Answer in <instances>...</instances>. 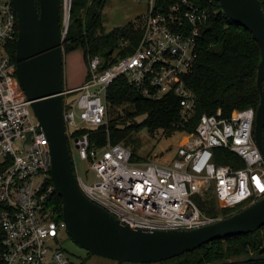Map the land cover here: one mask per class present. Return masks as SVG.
<instances>
[{"label":"built area","instance_id":"built-area-1","mask_svg":"<svg viewBox=\"0 0 264 264\" xmlns=\"http://www.w3.org/2000/svg\"><path fill=\"white\" fill-rule=\"evenodd\" d=\"M133 1L146 7L132 21L141 33L134 52L103 69L100 58L93 57L83 83L65 88L62 95L63 116L71 120L66 124L68 151L81 192L120 224L149 231L191 230L216 221L204 216L194 201L207 192L221 208L247 207L264 198V157L253 137L252 108L230 118L220 110L201 115L193 132H180L182 139L168 164L134 161L131 148L108 140L103 148H91L88 132L72 137L75 130L107 124V89L119 78L147 100L175 96L179 126L195 109L196 96L185 78L197 58L207 11L192 0ZM70 5L71 0H62L65 16ZM17 35L14 6L0 0V264H73L60 244L65 225L50 221L46 208L54 189L47 185L48 140L36 132L37 119L15 76L9 45ZM215 150L233 154L242 166L217 165L215 158L223 154ZM79 161L88 164L93 182L82 180Z\"/></svg>","mask_w":264,"mask_h":264},{"label":"trees","instance_id":"trees-1","mask_svg":"<svg viewBox=\"0 0 264 264\" xmlns=\"http://www.w3.org/2000/svg\"><path fill=\"white\" fill-rule=\"evenodd\" d=\"M192 1L206 10L209 17L200 28L197 58L185 78L186 85L196 96L195 109L188 121L179 126L180 107L175 96L147 100L119 78L107 89V124L96 130H75L73 138L88 132L91 148H103L108 140L111 144L131 148L134 161H148L152 157L138 153L140 146L134 137L143 129L153 138L159 135L169 138L176 133L193 132L203 114L212 115L220 110L222 117L230 118L246 108L256 112L260 100L256 87V69L260 60L256 41L225 16L217 0ZM34 2L38 8V0ZM259 2L264 9V1ZM105 3L106 0H71L63 53L67 55L80 50L86 72L88 61L93 57L100 58V69H103L132 54L141 37L140 30L134 29L132 22L106 32L102 18ZM59 16L62 25V0ZM15 51L16 42H13L9 45L12 60H15ZM262 88L264 90V80ZM262 137L264 143V127ZM215 152L223 154L221 158H215L217 165L242 166L233 154ZM47 185H53L50 179ZM194 201L200 212L212 219L231 216L244 207L221 208L212 192L197 195ZM46 208L50 212V221L62 220V202L54 189ZM2 237L0 229V242ZM160 264H264V226L254 233L210 241Z\"/></svg>","mask_w":264,"mask_h":264},{"label":"water","instance_id":"water-1","mask_svg":"<svg viewBox=\"0 0 264 264\" xmlns=\"http://www.w3.org/2000/svg\"><path fill=\"white\" fill-rule=\"evenodd\" d=\"M17 15L15 76L30 101L38 126L48 140L50 180L62 202V221L69 239L87 254L118 264H155L178 257L217 239L254 233L264 226V198L231 216L191 230L130 229L88 200L73 173L63 116L64 28L60 0H10ZM225 16L247 31L259 47L256 87L260 100L253 137L264 157V9L259 0H217ZM67 26V25H66ZM30 133L27 134L29 140Z\"/></svg>","mask_w":264,"mask_h":264},{"label":"rangeland","instance_id":"rangeland-1","mask_svg":"<svg viewBox=\"0 0 264 264\" xmlns=\"http://www.w3.org/2000/svg\"><path fill=\"white\" fill-rule=\"evenodd\" d=\"M145 12L146 7L144 3H138L133 0H106L102 10L104 29L106 32H109L114 28L122 27L134 21L137 17L142 16ZM85 75L86 67L80 50L64 55V87L68 89L79 87L84 81ZM76 95L78 93L70 95L69 99L75 98ZM78 124V120L76 119V126ZM134 137L136 139L135 143H138L140 146L138 150L140 155L149 154L152 157V161L168 164L174 159L177 146L182 139V134L176 133L169 138H165L162 135L153 138L143 129ZM77 169L85 183L94 181V173L90 170L87 163L79 161ZM60 244L73 264H118L106 258L88 256L83 249L79 248L69 239L66 232L62 235Z\"/></svg>","mask_w":264,"mask_h":264},{"label":"crops","instance_id":"crops-1","mask_svg":"<svg viewBox=\"0 0 264 264\" xmlns=\"http://www.w3.org/2000/svg\"><path fill=\"white\" fill-rule=\"evenodd\" d=\"M82 83H83V82H82ZM64 88L68 89L67 87H64Z\"/></svg>","mask_w":264,"mask_h":264},{"label":"bare ground","instance_id":"bare-ground-1","mask_svg":"<svg viewBox=\"0 0 264 264\" xmlns=\"http://www.w3.org/2000/svg\"><path fill=\"white\" fill-rule=\"evenodd\" d=\"M65 18L67 19V16H65Z\"/></svg>","mask_w":264,"mask_h":264}]
</instances>
